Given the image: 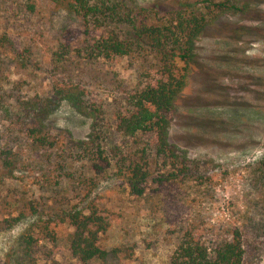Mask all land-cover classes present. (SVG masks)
Wrapping results in <instances>:
<instances>
[{"label": "rangeland", "instance_id": "374dc122", "mask_svg": "<svg viewBox=\"0 0 264 264\" xmlns=\"http://www.w3.org/2000/svg\"><path fill=\"white\" fill-rule=\"evenodd\" d=\"M88 1L92 6L115 7L116 18L126 22L148 5L163 12L179 7L176 0ZM214 1L234 10H200L209 26L196 43L195 62L203 64L207 79L198 73L191 76L168 128L169 143L185 157L187 181L149 184V197L135 202L115 173L98 178L90 198L111 222L101 241L107 255L86 264H169L186 226L209 248L228 240L236 228L242 236L243 264H264V0ZM33 3L36 13L29 16L23 8L25 0H0V139L17 153L11 173L0 169V175L7 174L0 178V264H5L28 229L39 246L38 259H44V246L54 249L45 245L36 225L52 217L44 180L51 172L47 163L53 165L59 156L30 146L18 129L5 123L3 110L51 97L50 52L57 42L75 43L86 32L92 33L80 18L44 0ZM98 23L92 18L90 27L96 30ZM111 29L129 37L126 27L114 25L93 32ZM139 62L142 59L128 57L118 66L125 72L140 68ZM47 124L52 134L63 132L69 145L89 133V120L65 102L59 103ZM15 201H23V206L36 203V217L20 218ZM55 224L52 220L48 227H54L60 238L71 232ZM56 258L64 264H80L64 251Z\"/></svg>", "mask_w": 264, "mask_h": 264}, {"label": "trees", "instance_id": "16d2710c", "mask_svg": "<svg viewBox=\"0 0 264 264\" xmlns=\"http://www.w3.org/2000/svg\"><path fill=\"white\" fill-rule=\"evenodd\" d=\"M25 1L26 14L34 15L36 4ZM44 1L80 18L92 33L86 32L75 43L57 42L50 52L48 88L52 98L27 100L3 110L5 123L18 129L30 146L59 154L53 165L47 163L51 152L46 159L51 172L44 183L52 217L41 222L42 226L36 225L45 245L54 249L44 246V259H38L39 246L28 229L5 264H64L56 258L62 251L68 259L86 264L107 255L101 241L111 222L90 198L98 178L115 173L135 202L149 197V184L160 187L187 181L185 157L178 156L169 143L168 128L191 76L198 73L207 79L203 64L195 62L196 43L209 26L207 15L200 10L234 9L214 0H176L177 9L163 12L148 5L126 22L116 18L113 6H92L88 0ZM92 18L100 20L97 29L126 27L129 37H121L114 29L94 33L98 30L90 27ZM128 57L142 59L140 68L123 72L118 61ZM61 102L89 120L87 137L72 145L67 144L63 132L61 136L52 134L47 124ZM18 108L20 114L15 113ZM16 156L8 142L0 139V169L11 173ZM14 203L20 218L36 217V203ZM52 220L56 221L53 226L71 230L67 237L60 238L54 227L49 229ZM243 255L238 229L231 230L228 240L209 248L186 226L169 264H243Z\"/></svg>", "mask_w": 264, "mask_h": 264}]
</instances>
